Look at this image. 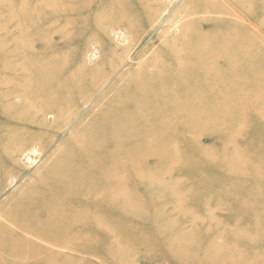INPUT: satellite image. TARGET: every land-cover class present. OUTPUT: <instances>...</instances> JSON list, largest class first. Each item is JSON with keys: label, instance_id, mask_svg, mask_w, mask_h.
Returning a JSON list of instances; mask_svg holds the SVG:
<instances>
[{"label": "rangeland", "instance_id": "1", "mask_svg": "<svg viewBox=\"0 0 264 264\" xmlns=\"http://www.w3.org/2000/svg\"><path fill=\"white\" fill-rule=\"evenodd\" d=\"M196 1L0 0V208L21 197L139 69H151L145 64L165 44L189 31ZM45 62L65 76L90 70L95 77L60 117L23 98L33 68ZM240 78L243 93L230 90L228 110L211 123L151 133L172 142L131 180L136 199L113 204L111 229L96 227L94 252L47 244L65 254L32 249L30 260L8 264H264V59L230 87Z\"/></svg>", "mask_w": 264, "mask_h": 264}, {"label": "bare ground", "instance_id": "2", "mask_svg": "<svg viewBox=\"0 0 264 264\" xmlns=\"http://www.w3.org/2000/svg\"><path fill=\"white\" fill-rule=\"evenodd\" d=\"M224 1H196L198 8L187 15L199 16L187 21L189 31L165 44L145 64L151 69H139L92 123L67 139L21 197L0 208V264L30 260L32 249L47 250L56 258L65 254L48 245L78 254L94 252L96 227L109 222L111 229L118 199H136L128 188L131 180L147 174L148 157H162L172 142L163 136L153 139L151 133L161 127L211 123L228 110L230 90L243 93L241 78L235 89L230 84L242 69L254 73L264 59V33L258 28L264 27V18L255 13L264 12V4ZM44 64L33 68L23 98L42 107L39 113L60 117L78 105L95 77L90 70L65 76L64 70L53 72V64ZM160 75L163 79L156 80Z\"/></svg>", "mask_w": 264, "mask_h": 264}]
</instances>
